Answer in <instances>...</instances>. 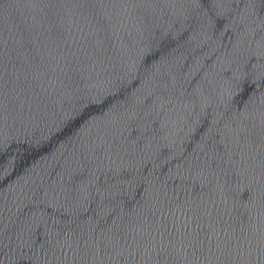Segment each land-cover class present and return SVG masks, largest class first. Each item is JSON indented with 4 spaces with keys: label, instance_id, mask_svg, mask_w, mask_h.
Wrapping results in <instances>:
<instances>
[{
    "label": "water",
    "instance_id": "obj_1",
    "mask_svg": "<svg viewBox=\"0 0 264 264\" xmlns=\"http://www.w3.org/2000/svg\"><path fill=\"white\" fill-rule=\"evenodd\" d=\"M0 264H264V0H0Z\"/></svg>",
    "mask_w": 264,
    "mask_h": 264
}]
</instances>
